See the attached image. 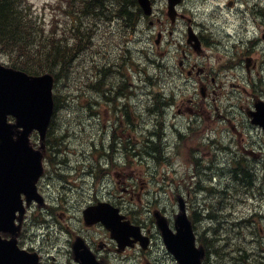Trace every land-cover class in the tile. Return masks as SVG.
Returning <instances> with one entry per match:
<instances>
[{
    "label": "rangeland",
    "instance_id": "rangeland-1",
    "mask_svg": "<svg viewBox=\"0 0 264 264\" xmlns=\"http://www.w3.org/2000/svg\"><path fill=\"white\" fill-rule=\"evenodd\" d=\"M27 1L29 12L45 22L47 32L54 29L57 37L67 34L65 29L68 22L65 21L68 16L64 8L69 7L68 0ZM216 3L221 1L188 0L187 8L184 9L195 20L197 29L205 31L204 40L208 42L207 53L203 55L193 54L187 48L195 55L204 72L209 73V89L216 90L206 100L207 111L203 110L204 98L198 88L197 73L194 71L189 75L187 70H181L178 65L180 47L175 40L184 37L182 34L186 31V21L182 20L176 26L171 23L166 14V0L157 1V15L145 20L137 32L126 30L117 20H97L95 34L98 36L93 44L75 61L69 75L63 74L55 85L54 93L60 105L49 134L47 178L43 181L42 188L50 190V195L60 190L62 194L70 196V201L57 209L53 216L38 208L28 214L23 233V239L28 242L25 247L33 245L41 251L43 257L48 254L43 264H68L64 253L70 250V236L67 238L65 232L67 227L78 231L82 225L81 207L95 195L94 179L90 172L98 167L97 159L103 158L102 166L110 168L109 178L112 180L111 190L104 186L98 187V195L110 198L124 214H128L146 231L150 230L153 237L151 250L147 252L150 258L158 259L161 264H176L164 246L154 212L162 211L173 223L175 214L179 212V195L187 200L189 214L200 209L199 202L203 204L210 201L205 198L210 196L209 193L202 192L198 194L199 200L196 201L194 192H189L186 187L188 183L193 187L192 181L198 165L200 170L203 165L224 162L227 156H232L235 152L239 156L243 155L247 162L255 163L259 157L257 153L264 154V130L249 127L244 107H241L247 105L248 92L243 90L245 85L240 88L232 86L233 82L238 81L235 73L248 75L245 70L222 68L230 58L229 53L228 56L225 53L227 49L231 50L230 46L225 48L217 40L224 36V28L230 32V27L237 25L236 15H228L225 10L220 12L219 7L214 5ZM232 12L233 9L230 10L231 14ZM227 19L233 20L232 24H227ZM162 29L163 39L157 44L155 40ZM211 30L215 36L211 34ZM0 60L7 64L10 61L1 51ZM102 68L106 70V74H103ZM170 69H174L175 73ZM101 79L107 82L105 88L117 81L118 85H125L119 101L125 105L128 100L127 110L134 116V125L127 127L125 123H115L114 103L107 101L102 96V91H94L98 90L94 85ZM221 81H224L222 88ZM160 91L174 97L176 101L168 110L163 124L165 126L161 129L166 134L164 144L168 145L166 157L161 155V144L147 142L150 132L160 131L154 125L161 119L160 116L155 117L159 107L154 102V94ZM192 99L198 100L201 112H195L197 107L192 104ZM214 100L219 103L221 117L213 118L216 114ZM195 114L202 124L194 123ZM179 130L183 131V136H179ZM127 138L131 144L138 146L137 155L125 151L124 142ZM33 140L37 145L36 136ZM252 141L253 148L249 145ZM112 146L123 150L117 153ZM155 148L160 150L154 152L156 158L147 156V152L155 151ZM250 150L256 151L258 156L250 154ZM199 151V164H196L192 155ZM112 161L118 165L113 166ZM122 163L126 164L125 167L119 166ZM259 174L262 180L253 191L250 206L261 205L263 207L260 209L264 210V171ZM211 192L215 193L214 190ZM231 209L236 212L234 216H238L249 208L236 203ZM62 211L65 217L59 216ZM232 215L227 208H220L218 216L222 224L217 228L220 230L227 227L233 232H242L243 226L234 225ZM52 221L56 223L52 224ZM204 226L203 220L196 222L198 231H203ZM135 256L142 257L144 253L140 248L130 249L122 255L112 256L108 264H141L140 259H135ZM212 259L213 264H220L216 263L215 257Z\"/></svg>",
    "mask_w": 264,
    "mask_h": 264
},
{
    "label": "water",
    "instance_id": "water-1",
    "mask_svg": "<svg viewBox=\"0 0 264 264\" xmlns=\"http://www.w3.org/2000/svg\"><path fill=\"white\" fill-rule=\"evenodd\" d=\"M169 1L170 14L174 16V6L179 0ZM139 2L147 14L151 13L150 0ZM193 39L195 35L190 32L189 41ZM198 45L195 44V48ZM53 87L54 77L49 73L29 75L0 63V264H32L37 260L35 254L17 246L15 237L21 224L17 225L16 220L21 223L26 210L22 195L26 196L28 204L39 199L36 182L43 172L42 155L30 145V134L37 130L44 142L55 107ZM263 113H255V122L264 125ZM9 115L15 117V123L8 122ZM180 207L176 232L164 216L158 215L157 223L164 241L179 264H203L205 250L196 245L193 225L182 201ZM84 214L87 224L103 222L121 247L137 240H141L144 247L148 246L149 238L142 235L141 227L129 220L123 221L125 216L111 204L102 202L90 206ZM2 232L11 233L13 238L4 239ZM76 254L82 264H96L91 255L84 251L79 253L78 248Z\"/></svg>",
    "mask_w": 264,
    "mask_h": 264
},
{
    "label": "trees",
    "instance_id": "trees-1",
    "mask_svg": "<svg viewBox=\"0 0 264 264\" xmlns=\"http://www.w3.org/2000/svg\"><path fill=\"white\" fill-rule=\"evenodd\" d=\"M65 11L67 34L57 37L54 29L47 32L43 21L29 12L27 0H0V50L13 67L31 74L51 72L56 80L67 73L69 65L89 39L93 18L119 16L133 28V22L143 16L137 0H69ZM108 9L111 12H107ZM88 18V24L84 19ZM134 18L136 20L134 21ZM70 24H69V20ZM57 108L60 101L56 96ZM202 242V237H200Z\"/></svg>",
    "mask_w": 264,
    "mask_h": 264
},
{
    "label": "flooded vegetation",
    "instance_id": "flooded-vegetation-1",
    "mask_svg": "<svg viewBox=\"0 0 264 264\" xmlns=\"http://www.w3.org/2000/svg\"><path fill=\"white\" fill-rule=\"evenodd\" d=\"M233 9V14L236 15L238 26L236 30V40L239 42V44L243 47L246 44L249 45L245 50L239 49V51H236V64H235V70H246L248 73V76L243 75L242 73L238 72L235 73L236 77L239 80L246 81V83L252 87L251 91V102L249 103L247 101V105H241V107L245 108V111H250L253 107H255L258 100L262 99L264 100V78L257 79L251 76L252 71H256L259 66L261 68L264 65V47L261 48V42H264L263 40V33H264V0H228L225 4L226 8ZM259 30L261 35L259 38L252 39V36H254V31ZM246 31V33H244ZM255 43L257 45L255 46ZM261 48V49H260ZM183 53V57L187 58L188 54L183 49L181 50ZM262 53V54H261ZM180 65L185 68L184 60H180ZM190 69L188 70L189 74L193 73V69L196 68V64H190ZM202 71H204L202 69ZM213 82H215V78H212ZM198 83L200 88H204L205 93L207 92V95L210 96L211 94L208 91V76L205 79L199 78L198 74ZM246 91V89H245ZM212 93H215V90H213ZM255 169H250V172H253ZM97 170H94V172L91 173V175H94L97 177L98 173L95 172ZM121 174H123L121 172ZM108 175V174H107ZM105 189H109L112 187V180L109 177L105 178ZM96 185V183L94 184ZM105 196H100L97 193L95 195H92L90 199L86 200V202L83 204L84 206H88L90 204H95L99 202L100 200H109L112 203V200L110 198H104ZM46 203L44 205L51 206L52 202L58 200L59 203L63 200L62 195L59 197H55L54 200L49 197H45ZM116 204V203H115ZM58 205V203H57ZM63 206V205H61ZM49 210L51 213H55L53 211V208L49 207ZM64 213H62L63 215ZM209 217V213L207 214ZM64 217V215L62 216ZM247 223H251L253 218L250 217ZM82 225L78 231H73L70 228L67 227V230L65 234H67L68 242L70 244V250L68 252L64 253V256L68 259V264H76L74 260V251H73V245L77 241V238L82 237L87 246L88 254L92 255L100 264H108V261L111 260L112 256L118 254L122 255V253H125L130 248H126L122 250V253H118L117 244L112 238H110L109 233L103 228L101 223L93 224L91 226H87L84 224L83 217L81 219ZM250 227L248 229L250 230ZM260 231L264 233V229L260 228ZM210 232V231H209ZM208 232V233H209ZM253 231L250 230L248 234H252ZM253 240H256L257 238L252 235ZM220 242L223 244L222 247V256L221 259L226 261L227 264L229 263V260L231 259H238L239 256L242 254V250L245 251V256L250 257L251 259L255 258L256 255L260 257V261L263 262L264 258V246H260L259 249L256 250H250V248H253L252 245L244 246L246 241H242V236L239 238V232H230L229 229L224 228L223 234L219 235ZM264 238V237H263ZM22 239V238H21ZM239 240V241H238ZM21 241V240H20ZM25 241V240H24ZM28 243L27 241H25ZM20 244V243H19ZM24 242L21 241L20 245H23ZM264 244V243H263ZM207 252L210 253L211 248L209 245V241L207 242ZM230 250V253H227L226 250ZM29 251H38L41 254V251L36 249L34 246L30 245L29 248H27ZM106 253V255H104ZM113 253V254H112ZM228 255V256H227ZM44 258V257H43ZM139 258V256H138ZM74 260V263H73ZM143 261H147V257L143 256ZM46 261H42V254H41V261L39 264H43ZM225 263V264H226ZM236 264H238L235 261ZM144 264V263H143ZM155 264H158V261H155ZM262 264V263H261Z\"/></svg>",
    "mask_w": 264,
    "mask_h": 264
},
{
    "label": "bare ground",
    "instance_id": "bare-ground-1",
    "mask_svg": "<svg viewBox=\"0 0 264 264\" xmlns=\"http://www.w3.org/2000/svg\"><path fill=\"white\" fill-rule=\"evenodd\" d=\"M238 179H242L243 176L242 175H236Z\"/></svg>",
    "mask_w": 264,
    "mask_h": 264
}]
</instances>
